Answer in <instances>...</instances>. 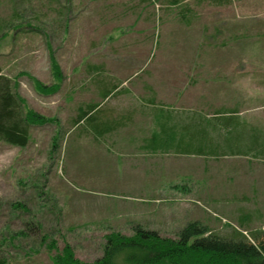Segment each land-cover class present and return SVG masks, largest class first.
Here are the masks:
<instances>
[{"label":"rangeland","instance_id":"374dc122","mask_svg":"<svg viewBox=\"0 0 264 264\" xmlns=\"http://www.w3.org/2000/svg\"><path fill=\"white\" fill-rule=\"evenodd\" d=\"M48 48L63 79L43 95L29 76L56 83ZM0 75L57 120L29 127L24 148L0 141L10 264H52L43 234L91 262L105 234L135 225L166 237L192 222L224 237L264 230V0H0ZM90 104L113 130L76 126ZM161 112L207 120L220 146L232 131L219 119L234 118L241 141L227 155L152 153L143 142Z\"/></svg>","mask_w":264,"mask_h":264},{"label":"trees","instance_id":"16d2710c","mask_svg":"<svg viewBox=\"0 0 264 264\" xmlns=\"http://www.w3.org/2000/svg\"><path fill=\"white\" fill-rule=\"evenodd\" d=\"M48 50L56 83L45 85L27 75L33 82L35 91L43 95L56 93L63 79L51 48ZM14 82L0 75V141L24 148L30 139L29 127L56 123L57 120L29 108L16 92ZM117 88L118 86L113 85L102 98L109 99ZM99 108L100 104L80 108L76 126L86 122L98 136L113 130L108 122L102 120ZM159 115L163 122L159 123V131L154 134L153 141H158L156 149L173 148L175 152L184 155L217 156L218 153L227 155V147L239 145L241 141L238 140L241 134L234 131V118L219 119L227 133L232 131L228 136L230 141H225L224 146H220L213 144V135L209 126L205 125L207 120L195 118L181 122L165 112ZM215 126L217 125H212V130ZM56 147L54 140V150ZM14 208L27 212L26 207L20 203H16ZM246 237V234L237 229H233L229 237L220 236L199 222L187 224L176 237L162 236L157 231L135 225L130 235L117 231L105 234L101 255L91 262L78 259L67 242H63L62 247L58 248L56 241L47 234H43L41 244L48 251L52 264H264V230L251 232L249 239ZM0 264L10 263L0 258Z\"/></svg>","mask_w":264,"mask_h":264},{"label":"crops","instance_id":"0c3cea01","mask_svg":"<svg viewBox=\"0 0 264 264\" xmlns=\"http://www.w3.org/2000/svg\"><path fill=\"white\" fill-rule=\"evenodd\" d=\"M159 131V130H158ZM157 131V132H158ZM156 132H152L151 135L147 138H145V142H143V144L145 145V147H149V149L151 150L150 152L154 153L156 152V148L158 146V144L156 142H158L157 140L156 141H153L154 140V134ZM155 148V149H154ZM155 150V151H154Z\"/></svg>","mask_w":264,"mask_h":264}]
</instances>
